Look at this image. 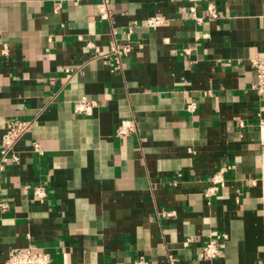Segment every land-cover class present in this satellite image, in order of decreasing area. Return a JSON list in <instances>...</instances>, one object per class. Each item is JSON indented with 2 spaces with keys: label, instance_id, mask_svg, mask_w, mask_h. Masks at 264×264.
Instances as JSON below:
<instances>
[{
  "label": "crops",
  "instance_id": "0c3cea01",
  "mask_svg": "<svg viewBox=\"0 0 264 264\" xmlns=\"http://www.w3.org/2000/svg\"><path fill=\"white\" fill-rule=\"evenodd\" d=\"M263 54L264 0H0V139L30 122L0 176V264H264Z\"/></svg>",
  "mask_w": 264,
  "mask_h": 264
},
{
  "label": "built area",
  "instance_id": "2783aa9c",
  "mask_svg": "<svg viewBox=\"0 0 264 264\" xmlns=\"http://www.w3.org/2000/svg\"><path fill=\"white\" fill-rule=\"evenodd\" d=\"M208 13L210 16L214 17V9L211 4L208 5ZM99 12L101 13L102 18L109 17V14L106 10L105 2L100 6ZM164 18L160 15L151 17L147 21V26L149 28L160 27L164 24ZM127 49H122L121 51L117 48L111 50L112 53L116 55V59L126 53ZM250 64L252 66L255 83L254 89L258 93L264 92V54L256 55L250 59ZM96 107V102L86 97H81L78 99L74 106L75 113H81L84 115H90L93 111V108ZM188 110H193L194 105H189ZM30 129L29 121L16 120L11 123H8L6 130L0 139V176L4 169V165L7 161H16L17 156L14 154V149L18 141H20ZM131 131V125L128 122H123L118 129V135L123 136ZM34 149L37 152H41L37 145H34ZM224 178L223 173H216L211 180V184L204 190L203 194L205 197H210L217 193V191L223 186ZM34 196L38 200H42L46 196V192L42 186H37L33 191ZM6 208V204L0 201V210L3 211ZM226 235L219 234L217 232L211 233L208 242L202 247L200 252V257L205 261H214L222 255L224 241ZM50 258L47 253L37 252L32 248L27 249H13L9 252L8 257L4 264H49ZM133 264H149L143 258H138L134 261Z\"/></svg>",
  "mask_w": 264,
  "mask_h": 264
}]
</instances>
